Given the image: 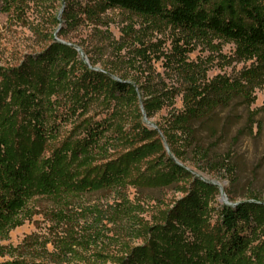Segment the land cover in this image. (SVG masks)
<instances>
[{
	"label": "rangeland",
	"instance_id": "1",
	"mask_svg": "<svg viewBox=\"0 0 264 264\" xmlns=\"http://www.w3.org/2000/svg\"><path fill=\"white\" fill-rule=\"evenodd\" d=\"M98 2L25 0L0 9V138L10 154L35 162L21 222H0V260L264 264V83L252 101L226 92L214 115L182 129L188 84L176 67L182 55L208 81L235 83L256 58L240 56L234 40L191 41L167 18ZM250 3L264 12V0ZM93 71L135 91H118ZM91 124L105 129L102 151L85 148ZM226 155L235 171L222 175L214 163ZM106 169L113 182L103 180ZM241 203L251 219L239 222L243 245L230 253L222 211Z\"/></svg>",
	"mask_w": 264,
	"mask_h": 264
},
{
	"label": "trees",
	"instance_id": "2",
	"mask_svg": "<svg viewBox=\"0 0 264 264\" xmlns=\"http://www.w3.org/2000/svg\"><path fill=\"white\" fill-rule=\"evenodd\" d=\"M102 7L107 9L122 8L140 14L145 17L167 18V20L179 30L186 33L192 41L194 39H211L224 37L237 42L240 56L248 59L256 58L252 67L242 73L239 82L231 83L224 78L208 81L206 72H202L198 63L188 61L185 56L180 55L176 67H179L181 75L188 84L187 107L178 116L181 123L188 124L204 123L206 118L214 115L219 105L226 103V92L230 95H241L246 100L252 101V90L255 86L264 83V12L258 6H252L250 0H220L216 6L208 7L210 0H175L171 7H167L164 0H98ZM25 0H0V9L11 10L23 7ZM92 12V11H91ZM67 9L64 11V16ZM66 46L69 50L75 51L72 45L58 43ZM62 52H56L54 61H57ZM175 63V62H174ZM204 71V70H203ZM96 78L106 76L111 80L113 88L135 91L132 84L112 78L108 72L93 71ZM180 73V72H179ZM103 74V75H102ZM192 132L195 127H189ZM43 133V132H41ZM105 129L103 126L91 124L85 135V148L88 150L102 151L103 145L107 142L99 141L104 138ZM170 141L172 140L166 135ZM107 138V137H106ZM7 142L0 138V222H12L16 226L21 222L23 211L27 206L28 184L35 169L34 156L29 154L23 158L18 151L10 154ZM172 151L175 153L174 147ZM177 153V151H176ZM170 165L180 174L185 168L180 166L173 158L167 157ZM230 156H221L215 163L214 169L222 175L226 171L234 173L235 168L231 166ZM52 176L55 171H52ZM51 176V177H52ZM115 176L112 170L106 169L103 180L113 182ZM53 186L52 183H49ZM95 184H84L83 187L91 189ZM54 187V186H53ZM73 190L72 185H65ZM51 189V188H50ZM254 202H258L255 198ZM223 226L226 232L230 233V253H236L243 242L240 238L239 222L250 223V207L248 203H241L235 207H224ZM2 227L0 226V232ZM2 246L0 245V250ZM1 256V255H0ZM224 256L221 255V259ZM0 264H20L18 261H2ZM227 264V263H226Z\"/></svg>",
	"mask_w": 264,
	"mask_h": 264
}]
</instances>
